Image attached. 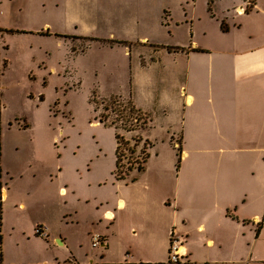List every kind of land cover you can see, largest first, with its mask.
Listing matches in <instances>:
<instances>
[{"label":"rangeland","instance_id":"rangeland-1","mask_svg":"<svg viewBox=\"0 0 264 264\" xmlns=\"http://www.w3.org/2000/svg\"><path fill=\"white\" fill-rule=\"evenodd\" d=\"M253 1L215 0L212 18L207 0H0V28L12 31L0 39V187L7 193L3 200L0 191V264H122L128 245L132 262L144 257L128 226L109 250L92 247L103 228L95 208L70 195V186L86 183L91 196L112 192L114 130L98 123L93 95L97 102L131 100L148 112L150 172L161 160H176L181 142L170 137L178 122L173 112L160 114L152 97L157 75L167 77V91L171 85L166 49L214 40L222 13ZM28 29L40 35L16 32ZM72 32L77 39L58 38ZM138 52L145 60L139 73ZM143 131L119 134L138 154ZM191 143L182 149L200 147ZM97 181L107 184L104 191ZM38 225L47 228V239L35 235Z\"/></svg>","mask_w":264,"mask_h":264},{"label":"crops","instance_id":"crops-1","mask_svg":"<svg viewBox=\"0 0 264 264\" xmlns=\"http://www.w3.org/2000/svg\"><path fill=\"white\" fill-rule=\"evenodd\" d=\"M245 9L243 2L223 12L228 31L219 28L214 40L167 51L171 85L167 91V77L157 75L153 107L159 105L163 115L173 112L178 122L170 140L181 142L179 164L176 155L150 172L152 147L141 173L116 181L113 168L110 194L91 196V184L69 185L71 197L95 208L103 227L93 235L103 238L99 248L109 250L112 239L122 240L130 227L144 257L132 262L128 245L122 264H166L171 238L182 245V264H264V1ZM1 27L0 39L12 32ZM59 36L77 39L74 32ZM137 54L139 73L145 60ZM150 130L143 131L144 140ZM186 142L200 147L189 144L186 151ZM95 184L99 191L107 185ZM0 191L4 200L6 190ZM59 194L68 196L67 187H59Z\"/></svg>","mask_w":264,"mask_h":264},{"label":"trees","instance_id":"trees-1","mask_svg":"<svg viewBox=\"0 0 264 264\" xmlns=\"http://www.w3.org/2000/svg\"><path fill=\"white\" fill-rule=\"evenodd\" d=\"M214 2L215 0H207L208 12L212 18H214V15L211 8L214 5ZM254 2L255 0L246 7L245 11L247 13L253 8ZM219 28L224 33L228 31L224 20L219 21ZM166 50L171 52L178 50V48L167 47ZM96 98L97 97L93 95L92 105L94 112L97 113L98 123L104 127H109L114 130L115 166L112 175L116 181H124L133 171L141 173L144 170V166L149 159V152L147 149H151L153 145L148 140H144L145 142L143 144V149L139 151L138 154H136V145H131L130 141L126 140L124 136L119 134V130H123L128 133L145 130L149 127L151 118L149 114L137 108L131 100L112 96L108 99H101L100 102H97V100H95ZM100 106H102V109L100 113H98ZM132 140L135 142V144L142 142L140 138L137 140ZM177 152V164H179L181 160L180 146L177 148ZM127 155H129L128 159ZM123 160H126V164H124ZM131 181L133 182L135 179H132ZM35 235L39 237L36 233Z\"/></svg>","mask_w":264,"mask_h":264},{"label":"built area","instance_id":"built-area-1","mask_svg":"<svg viewBox=\"0 0 264 264\" xmlns=\"http://www.w3.org/2000/svg\"><path fill=\"white\" fill-rule=\"evenodd\" d=\"M106 220H111L110 215L107 217L105 216ZM264 223V221H263ZM35 233L42 238L47 239L48 238V230L45 226L40 225L36 227ZM103 238L101 236L95 235L91 237V244L92 247H99L103 244ZM182 245L181 243L171 238L170 246H169V252H168V258L166 261V264H182L184 262V255L181 252Z\"/></svg>","mask_w":264,"mask_h":264},{"label":"water","instance_id":"water-1","mask_svg":"<svg viewBox=\"0 0 264 264\" xmlns=\"http://www.w3.org/2000/svg\"><path fill=\"white\" fill-rule=\"evenodd\" d=\"M57 244L61 245V241L59 239L56 240Z\"/></svg>","mask_w":264,"mask_h":264}]
</instances>
